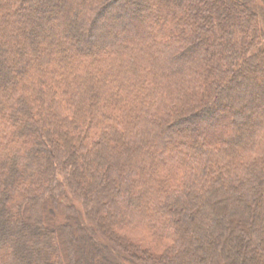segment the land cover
I'll return each mask as SVG.
<instances>
[{
  "label": "trees",
  "instance_id": "obj_1",
  "mask_svg": "<svg viewBox=\"0 0 264 264\" xmlns=\"http://www.w3.org/2000/svg\"><path fill=\"white\" fill-rule=\"evenodd\" d=\"M137 260L264 264V0H0V264Z\"/></svg>",
  "mask_w": 264,
  "mask_h": 264
},
{
  "label": "rangeland",
  "instance_id": "obj_2",
  "mask_svg": "<svg viewBox=\"0 0 264 264\" xmlns=\"http://www.w3.org/2000/svg\"><path fill=\"white\" fill-rule=\"evenodd\" d=\"M174 131H175V127H174ZM137 262L140 264V263H142L140 260H137Z\"/></svg>",
  "mask_w": 264,
  "mask_h": 264
}]
</instances>
